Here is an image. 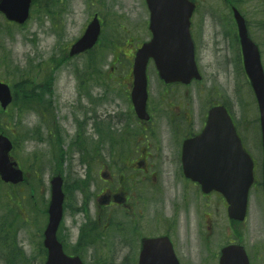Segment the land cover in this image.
Returning <instances> with one entry per match:
<instances>
[{
  "label": "rangeland",
  "instance_id": "374dc122",
  "mask_svg": "<svg viewBox=\"0 0 264 264\" xmlns=\"http://www.w3.org/2000/svg\"><path fill=\"white\" fill-rule=\"evenodd\" d=\"M197 1L199 9L196 10L193 20L198 32H200V26L209 27L214 25V21H221L227 28H233L231 14L220 0ZM238 3V7L248 21L250 35L260 47L264 66V0H243ZM94 13L101 15V23H104L103 37L105 38L101 43L104 45L110 35L114 37L117 35V37L113 38L116 41L114 48L116 53L111 49L105 51L98 66L101 72L92 74L93 78L86 83L89 96L86 95V90L80 87L79 79L75 75L78 69L80 73L86 70L89 54L73 58H66V54L71 44L83 34ZM148 21L149 11L145 0H68L66 7L62 8L55 18L48 17L44 11L39 21L37 19L31 21L26 32L27 42L13 45L14 70L29 68L31 64H42L43 69H48L47 65L51 66L50 63L54 65L52 58L66 59L64 64L60 63L56 74L55 87L58 88L55 93L54 114L56 123L62 127L56 126V128L60 132L61 129L65 132L64 139L62 138L63 147L66 151L69 150L63 165L68 178L72 176L71 172L84 177L86 168L79 162V152L71 151L70 146L72 138L78 132L77 119H83L86 113V136L97 140L94 126L97 117L107 120L117 114L120 104L128 105V98L121 89L117 91L118 84L112 82L117 78L110 75L114 73L119 76L118 79L122 78L123 82H126L125 75L131 67V57L138 43L136 37L140 41L147 40L149 37L148 27L144 25ZM95 51L100 55L103 51L102 46L96 47ZM200 58L204 68L203 73L205 72L206 75L205 80L201 84L192 86L189 89L190 97L184 99L193 102L194 106H191L196 112L213 95L217 96L220 101L227 102L238 122L239 131L245 135L249 146L258 155V105L248 78L239 64V45L236 43L228 47L227 40L209 34L206 38L202 37ZM37 71L35 68L33 72ZM17 72L20 75L21 71ZM148 72L153 103L166 100L153 62H150ZM80 105L84 107L85 112L79 109ZM160 110L164 109H159L158 113H161ZM96 113L97 117H95ZM112 120L114 128L117 129L116 118L112 117ZM16 121L18 123L21 121L23 129L26 131L29 129L30 133L36 130L37 126L39 127L41 119L35 111H25ZM44 131H47L46 128ZM17 141L20 150L16 152V158L25 170L26 179L24 183L16 186H7L0 181V215L6 217L9 223L7 230L12 239L15 236L16 244L21 249L22 255L19 258H13L6 247H0V264H43L45 255L42 253V238L45 228V208L50 195V180L56 169L50 155L51 144L48 139L38 140L32 137L17 138ZM35 173H38L37 179H34ZM93 174L95 179L90 184L91 190L97 193L102 185L98 163H95L93 167ZM250 195V216L247 224L242 226L244 230L247 226L251 227L253 223L264 222L262 206L258 202V198L262 196L259 187L252 189ZM73 199L64 216L65 228L72 238L82 220L81 214L74 213ZM9 206L17 211L19 209L23 215L22 218L19 216L12 221L7 214L12 215L8 209ZM144 208L146 209V206ZM91 210L94 211L93 204H91ZM116 210L120 214L118 207ZM128 221L127 217H118L111 224L109 231H117L121 224L126 232ZM115 237L117 235H112L111 238L104 236L98 244L88 247L84 252L85 263L120 264L124 263L123 261L130 254L136 256V246L132 249L126 247L121 250L120 243ZM129 237L136 245L135 232L130 233ZM258 238H263V232L259 231L257 236L253 235L251 243ZM100 248L101 250H98ZM105 250L106 253H104ZM103 253L108 258L103 259ZM124 264H135V258H128Z\"/></svg>",
  "mask_w": 264,
  "mask_h": 264
},
{
  "label": "flooded vegetation",
  "instance_id": "af4514ba",
  "mask_svg": "<svg viewBox=\"0 0 264 264\" xmlns=\"http://www.w3.org/2000/svg\"><path fill=\"white\" fill-rule=\"evenodd\" d=\"M227 1L221 0L225 7ZM229 1L227 8L233 14V7H236L235 0ZM67 2L68 0L65 2L53 0L57 7L56 16L66 7ZM44 11L45 0H33L29 18L24 23H19L10 19L0 9V83L8 85L12 95V102L6 106L0 99V135L12 140L10 158L18 163L16 152L20 150V145L17 138H25L26 130L21 126V121L18 123L16 119L27 111L28 77L27 72L21 71L19 75L18 72L13 71L12 49L13 45L27 42L26 32L29 23L34 19L39 21ZM194 24L195 22L191 29L197 44L198 35L203 38L208 37L209 34L220 36L222 40L228 41V47L236 40L235 28L228 31L219 21H214V25L209 27L200 26V32L196 30ZM201 50L202 43L198 44L197 56ZM198 65L203 74L202 80L193 79L189 84L176 82L163 85L165 88L163 93L166 95V100L163 101L153 103L149 78L150 96L147 110L150 119L148 121L138 118L131 103L133 88L131 70L125 75L126 82L121 80L122 92L129 103L120 104L119 111L115 115L118 125L115 141L103 138L101 148L96 150L101 162L99 174L102 185L97 193L93 190V197L90 199V205H94L93 215L101 220L107 230V236L117 235L115 237L117 239L119 237L121 250L136 246V264H140L142 239L159 236L170 238L180 264H221L223 248L232 244L242 245L245 248L250 264H264V222L253 223L244 230L242 226H245L248 220L239 222L230 219L227 202L221 193L215 190L205 192L199 182L185 175L184 143L203 130L209 110L214 106V102L208 99L196 112L192 107L193 102L184 99L189 98V88L205 80L203 65L199 61ZM57 71V69L53 70V74H50L51 70L42 71L40 74L39 85L41 88H47L48 96ZM49 102L54 103L52 100ZM79 109L84 112L82 107ZM159 109L164 110L158 113ZM85 115L86 113L83 115L84 119ZM45 128L50 134L42 121V129ZM89 170L90 166L87 165L86 178L90 176ZM0 181L3 183L1 177ZM77 192L83 201L87 200L80 189ZM117 207L120 214L117 213ZM262 210L264 216V208ZM80 212L83 220L77 226L75 236L73 238L70 235L65 236L62 240L64 246L71 252L82 251L83 236L86 227L90 225L86 212ZM120 216L127 217L130 225L132 223L134 229L136 227V245L122 239L123 233L126 234L125 231L122 233L109 231L110 224ZM63 229L67 231L65 224ZM130 230L128 232H131ZM259 231L263 232V238L251 243L253 235L257 236Z\"/></svg>",
  "mask_w": 264,
  "mask_h": 264
},
{
  "label": "water",
  "instance_id": "95a60500",
  "mask_svg": "<svg viewBox=\"0 0 264 264\" xmlns=\"http://www.w3.org/2000/svg\"><path fill=\"white\" fill-rule=\"evenodd\" d=\"M31 0H5L6 13L12 19L23 22L29 11ZM150 10L152 39L145 42L136 52L133 75L132 100L140 118L148 119L146 104L147 65L154 59L160 77L165 82L189 83L200 79L195 58V45L190 27L196 9L192 0H146ZM5 9V8H4ZM238 24L243 54V63L254 90L259 111L264 154V68L258 46L250 38L244 18L234 9ZM101 23L97 15L88 24L83 36L71 47L70 54L76 55L91 49L98 41ZM8 86L0 83V98L6 106L11 101ZM211 143L212 145H206ZM12 143L0 136V175L6 182L23 181V171L9 158ZM186 174L203 183L205 191L216 189L227 199L230 217L243 220L248 206V193L254 182V162L243 148L234 123L224 106H216L209 112L202 134L190 139L184 146ZM60 175L51 181L49 221L45 229L44 245L48 249L46 264H82L78 256L65 254L58 241L57 230L63 216L64 192ZM264 187V185H263ZM234 247L224 250L222 264H230ZM244 258H246L242 251ZM247 260V259H246ZM245 261L242 257L240 262ZM141 264H179L168 238L144 239ZM248 264V262H247Z\"/></svg>",
  "mask_w": 264,
  "mask_h": 264
},
{
  "label": "trees",
  "instance_id": "16d2710c",
  "mask_svg": "<svg viewBox=\"0 0 264 264\" xmlns=\"http://www.w3.org/2000/svg\"><path fill=\"white\" fill-rule=\"evenodd\" d=\"M120 35V34H118ZM117 37V35L115 36ZM114 36L110 35V38L106 41V43L103 46V49H106L107 51L109 49L114 50L115 45H116V41L113 39L115 38ZM105 37H103L104 39ZM101 60L100 55L98 53L90 52L89 55V59L87 61L86 64V69L91 70V74H96L99 70H98V62ZM40 70V69H39ZM88 74V73H86ZM29 82H28V89H27V94H28V100H27V106L29 107V109H34L37 112H41L43 108H45L46 106L43 105L44 102L46 101L45 99H43L44 96V91L47 90L46 87L41 88L38 84V82L36 80H32L31 77L29 78ZM82 79H84V77H82ZM62 139H49V142L51 144V157L57 159L58 157H61V166L64 163L65 159V152L63 150L62 144H61ZM79 148L82 149L84 148V140L81 139H75L71 142V148ZM66 185H68V187H66V196L69 198L70 194L69 192H71L73 189L69 186V179L66 183ZM76 186H80L83 188V190L86 189V183L83 182L82 180H79L76 183ZM46 214H47V207L45 208ZM13 217H12V221H14L15 219H17V217H19V212L14 209L13 211ZM9 223L6 220V217L3 215H0V243H5L6 239L10 236V234L8 233L7 227H8ZM101 235L102 232H99L98 235L95 234V232L93 231V229L87 234L86 236V240L89 242H94L96 241L98 238L99 240H101ZM11 253L13 258L16 257H21L22 254H20V248L17 247L16 241H15V236H13V239L11 238Z\"/></svg>",
  "mask_w": 264,
  "mask_h": 264
}]
</instances>
